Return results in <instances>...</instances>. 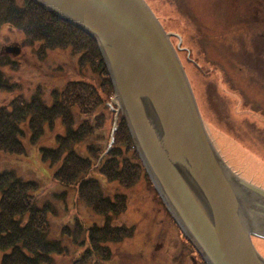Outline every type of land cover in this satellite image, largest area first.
Returning a JSON list of instances; mask_svg holds the SVG:
<instances>
[{"label":"rangeland","instance_id":"obj_1","mask_svg":"<svg viewBox=\"0 0 264 264\" xmlns=\"http://www.w3.org/2000/svg\"><path fill=\"white\" fill-rule=\"evenodd\" d=\"M13 1L18 8L24 4V0ZM145 1L166 32L174 36L172 43L176 45L177 39L178 45L184 42L183 50L186 53L183 58L181 57L183 66L200 113L219 154L241 178L264 188V149H261L260 140L257 138V132L264 125V103H262L264 79L258 77V72L253 67L245 65L243 55L244 50L248 52V49L251 50L255 45L253 42L255 38L245 35L244 28L239 37L235 29L233 35L236 39L231 41L232 50L236 49L240 53L239 55L230 54L229 41H222L218 35L209 34L197 39L200 24L196 18H198L197 15L210 11L209 0ZM206 24L209 23L206 22ZM18 31L7 26L0 28V54L7 55L14 65V68L9 66L3 71L9 83L17 85L14 87L16 95L20 94L29 102L31 96L38 93L42 102L50 105L52 92L60 95L66 82L83 81L92 84L104 97L105 105L88 116L78 114L73 130H76L78 123L85 119L92 123L95 136L89 140L90 142L84 140V143H78L73 147L78 155H88L89 158L87 145L92 143L97 146L98 143L104 151L100 156L102 159L114 144L115 132H112L114 112L110 108L106 109L112 97H106L102 93L98 72L87 65L79 66L78 54L74 53L73 48L42 50L39 43L30 45L23 33ZM11 45L19 47L20 51L17 53L11 51L8 54L2 51L4 46ZM209 51L213 53V58L206 53ZM249 54L251 56V53ZM215 63H220L233 72L236 67L244 70L246 83L241 90L226 88L221 84L219 71L213 66ZM261 66L262 64L259 67ZM211 80L216 81V87L209 86ZM214 94L221 101V105H217L216 108H213ZM11 98V94L0 91V105H8ZM94 112H96V119L91 118ZM72 113L77 115L74 111ZM56 120L51 128L44 126L41 139L38 137L31 142L29 137L25 136L21 140L24 155L0 153V172L10 170L21 180L34 183L37 187L35 195L39 200L38 204L41 205L45 201L43 205L49 202L55 208V214L51 211V207L47 211L49 238L60 241L66 249V255H55L53 264H75L80 254L87 250L88 229L93 226L102 227L104 218L94 214L77 198L76 186L68 187L69 189L57 186L53 178L55 164L47 161L48 159H42L41 148L54 147L55 135L64 134L60 120ZM67 147L70 148L71 145ZM130 149L123 148L122 153L126 154L132 163L139 164L134 159L136 153ZM229 152L234 154L232 159L229 157ZM91 159L92 155H90ZM101 165L102 163H97L93 166L89 176L97 181L103 197L108 198L110 202H114L116 197H124L120 203L122 212L112 216V224L134 227L130 236L120 243L107 244L112 257L106 261V264H193L183 256L187 247L184 244L186 238L175 226L169 213L165 212V207L161 204L143 168L132 185L124 186L119 181L106 179L101 174ZM95 167L98 169L95 170ZM158 244L161 245L155 249ZM253 244L264 258V240L253 238ZM191 255L199 261L197 256ZM94 258L91 257L86 264H92ZM100 264H103L102 261Z\"/></svg>","mask_w":264,"mask_h":264},{"label":"water","instance_id":"obj_2","mask_svg":"<svg viewBox=\"0 0 264 264\" xmlns=\"http://www.w3.org/2000/svg\"><path fill=\"white\" fill-rule=\"evenodd\" d=\"M92 39L150 183L205 264H264V188L211 140L177 50L145 0H31ZM114 107V108H113ZM119 115V116H118Z\"/></svg>","mask_w":264,"mask_h":264},{"label":"trees","instance_id":"obj_3","mask_svg":"<svg viewBox=\"0 0 264 264\" xmlns=\"http://www.w3.org/2000/svg\"><path fill=\"white\" fill-rule=\"evenodd\" d=\"M4 26L18 29L30 45L39 43L42 50L73 48L74 53L78 54V65H87L98 72L102 93L106 97L113 96L112 84L98 48L82 31L31 0H24L21 8L16 7L13 0H0V28ZM9 66L14 68L13 62L7 55L0 54V91L12 95L8 105H0V153L24 155L21 140L25 136L31 142L38 137L41 139L44 126L51 128L56 119L60 120L64 134L55 135L54 147L41 148L42 159H48L47 161L55 164L53 178L57 186L64 189L76 186L77 198L94 214L104 218L102 227L93 226L88 229L87 250L80 254L75 264H86L91 257H95L92 264H100V261L106 264L112 257L107 244L120 243L130 236L134 227L112 224V216L122 212L120 203L124 197H116L114 202L104 198L97 181L89 176V172L97 163H102L101 174L106 179L119 181L124 186L135 182L143 167L137 154L134 159L139 164L132 163L122 153L123 148H131L135 152L124 120L121 117L118 119L114 144L102 159L100 156L104 151L98 143L97 146L92 143L87 145L89 158L88 155H78L74 147L94 137L95 129L91 122L84 119L78 123V130H73L77 116H88L105 105L104 97L90 83L68 81L60 95L52 92L50 105H45L38 93L27 102L20 94L16 95L14 87L17 85L10 84L5 78L3 70ZM215 96L216 94L213 96V108L221 105V101ZM107 108L109 109L108 106ZM91 118L96 119V112L92 113ZM261 128L257 132V138L260 140L261 149H264V125ZM68 145L71 147H67ZM229 157L232 159L234 154L229 152ZM96 169L98 168L95 167ZM36 188L34 183L21 180L13 171L0 172V264H53L55 255H66V249L61 242L49 238L46 216L50 207L55 214V208L49 202L43 205L45 201L38 204Z\"/></svg>","mask_w":264,"mask_h":264},{"label":"flooded vegetation","instance_id":"obj_4","mask_svg":"<svg viewBox=\"0 0 264 264\" xmlns=\"http://www.w3.org/2000/svg\"><path fill=\"white\" fill-rule=\"evenodd\" d=\"M202 4H204V2H202ZM208 6L210 8L208 13H203L200 16L197 15L199 19L196 18V21L200 24L197 39H200V36H207L209 34L218 35L219 39L222 41H229L228 47L230 49V54L239 55V51H236V49L234 51L232 50L231 41L232 39H236L233 35L235 29H237L239 37H241L240 32H242L244 28L246 31L245 35L255 38V40L253 39L255 47L253 46L251 50L248 49L251 56L244 50L245 65L253 67L258 72V77L264 79V0H209ZM206 22L209 24H206ZM172 38H174V36H171L170 39L172 40ZM176 41L177 43L176 45L174 44V46L183 64L181 57L183 58L186 53V51L183 50L184 42L182 41L180 45H178L179 40L177 39ZM206 53L213 58L212 52L209 51ZM260 64H262L261 67H259ZM213 66L218 69L221 76V84L225 85L226 88L241 90L243 84L246 83V74L241 68L236 67V70L233 72L220 63H215ZM216 84L215 80H211L209 86L211 88L216 87ZM262 87H264V85H262ZM259 90L263 92L261 89ZM262 103H264V101H262ZM164 210L168 214L166 208H164ZM186 241L188 240L186 239ZM186 241H184V244L187 246L183 254L184 258L189 259L193 264H205L195 248ZM160 245L161 244L156 245L155 249ZM191 254L197 256L199 261H196Z\"/></svg>","mask_w":264,"mask_h":264}]
</instances>
